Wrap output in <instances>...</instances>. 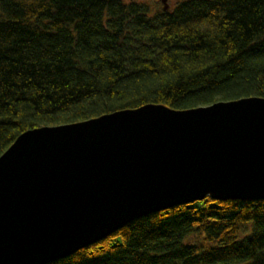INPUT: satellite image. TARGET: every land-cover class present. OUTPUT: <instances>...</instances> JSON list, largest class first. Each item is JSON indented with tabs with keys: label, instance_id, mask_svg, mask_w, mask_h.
<instances>
[{
	"label": "trees",
	"instance_id": "trees-1",
	"mask_svg": "<svg viewBox=\"0 0 264 264\" xmlns=\"http://www.w3.org/2000/svg\"><path fill=\"white\" fill-rule=\"evenodd\" d=\"M248 97L264 98V0H0V154L39 127ZM47 264H264V199L149 214Z\"/></svg>",
	"mask_w": 264,
	"mask_h": 264
},
{
	"label": "water",
	"instance_id": "water-1",
	"mask_svg": "<svg viewBox=\"0 0 264 264\" xmlns=\"http://www.w3.org/2000/svg\"><path fill=\"white\" fill-rule=\"evenodd\" d=\"M207 197L264 199V98L27 130L0 154V264H47Z\"/></svg>",
	"mask_w": 264,
	"mask_h": 264
},
{
	"label": "rangeland",
	"instance_id": "rangeland-1",
	"mask_svg": "<svg viewBox=\"0 0 264 264\" xmlns=\"http://www.w3.org/2000/svg\"><path fill=\"white\" fill-rule=\"evenodd\" d=\"M126 1H129V0H126ZM134 1L143 2L149 5L152 11L163 8V3L161 2V0H134ZM178 1L179 0H166V5L168 7V10L169 11L172 10Z\"/></svg>",
	"mask_w": 264,
	"mask_h": 264
}]
</instances>
